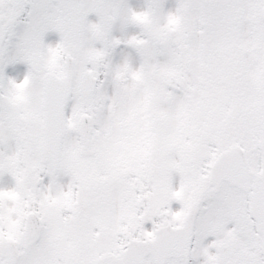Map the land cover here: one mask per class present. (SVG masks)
<instances>
[{
	"label": "snow or ice",
	"instance_id": "1",
	"mask_svg": "<svg viewBox=\"0 0 264 264\" xmlns=\"http://www.w3.org/2000/svg\"><path fill=\"white\" fill-rule=\"evenodd\" d=\"M0 264H264V0H0Z\"/></svg>",
	"mask_w": 264,
	"mask_h": 264
},
{
	"label": "rangeland",
	"instance_id": "2",
	"mask_svg": "<svg viewBox=\"0 0 264 264\" xmlns=\"http://www.w3.org/2000/svg\"><path fill=\"white\" fill-rule=\"evenodd\" d=\"M133 2L135 3V2H138V0H133Z\"/></svg>",
	"mask_w": 264,
	"mask_h": 264
}]
</instances>
